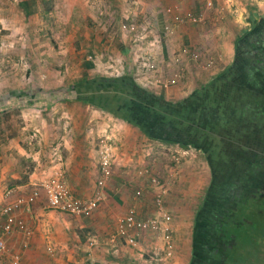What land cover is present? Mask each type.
<instances>
[{
    "label": "crops",
    "instance_id": "0c3cea01",
    "mask_svg": "<svg viewBox=\"0 0 264 264\" xmlns=\"http://www.w3.org/2000/svg\"><path fill=\"white\" fill-rule=\"evenodd\" d=\"M40 2L42 3L41 0ZM103 2L104 0H96L93 8L101 9L100 5ZM208 2H211V5H208ZM111 3L117 9L118 16L127 14L129 10L133 18L148 16L159 23L162 26L161 33L164 35L162 57L171 59L172 63L183 46L202 49L200 51L206 58L215 61V68L206 71L202 80L196 77V83L192 84L190 92L185 96L170 98L161 91L156 93L157 91L150 88L161 101L171 107L189 100L201 103L203 99L211 105L214 97L208 100L207 92L212 83L219 86L224 82L219 80L222 73H226L242 55L249 56L251 51L256 54L262 49L261 56L264 54V0H112ZM36 4L39 5V0H36ZM92 4L85 2L84 5L88 7L93 6ZM124 8L127 9L126 12ZM71 14L72 12L69 18ZM177 14L183 17L182 22L174 21ZM88 15L89 18L84 24L87 28L84 35H87L89 40H98L102 46L110 36L111 40L116 41V49H122L124 56H128L130 49L123 43L128 35L120 31L116 34L110 31L103 32L98 28L92 14ZM192 16H203V21H195ZM69 21L68 19V23ZM168 25L172 26L173 33L166 29ZM2 54L5 55L4 51ZM91 64L93 66L94 63ZM189 65L191 66L187 75H192L193 67H196L197 76L200 75L202 78V74L198 75V70H201L198 62L186 59L185 69ZM120 68L123 74H135V65H129L128 60ZM255 68L264 70L263 59ZM182 76H186L185 73ZM203 89L204 91L194 96L197 91ZM204 95L206 98H202ZM69 100L61 99L58 102L67 105L77 101L76 97ZM6 103L7 100L0 96V212L6 204L14 202L19 196L31 195L44 181L59 171L63 173L75 196L91 198L100 177V158L104 141L112 147L114 173L104 186L105 199L100 206L83 215L51 208L47 195L40 189L34 203L18 211V215L33 230L32 236L27 237L19 230L4 235L7 248L0 252V264H150L145 263L144 256L147 255L155 261L152 262L154 264L181 262L177 248L173 259L160 260L152 249V234H147L137 245H130L117 235L119 220L132 207H136L141 217L155 215L156 211L153 204L155 189L151 186V180L160 172L154 169V164L147 157L150 154L149 146H144L139 139L145 141L146 139L142 137L145 136L148 140L153 139L167 144L166 142L149 137L141 131L140 126L110 111H107V114L97 110L87 113L86 110L94 106L81 102L76 103L78 104L76 107L74 105L73 108H66L67 111L60 116L66 118L64 128L54 126L55 121L46 129H38L31 124H29L31 128L24 129L23 126H16L15 122L16 125L12 127L14 129L10 131L7 128V118L4 117L7 113L6 107L1 108ZM102 115L106 120L101 117ZM138 118L143 121L149 119ZM145 122L149 121L142 124ZM213 127L217 128L216 125ZM161 131L160 129L156 131L157 137L161 136ZM167 145L175 148L174 152L190 153L191 159L183 162L179 155L174 154L175 166L163 175L160 174L162 180L170 181L171 178L177 182L186 180L184 165L192 166L194 169L204 167L206 164L210 169L202 150L196 148L187 150L179 143ZM193 169H189L193 173L192 176L196 174ZM170 191L165 205L174 217V213H177L176 198ZM2 224L3 217L0 216V234ZM178 226L173 218L174 237L178 232Z\"/></svg>",
    "mask_w": 264,
    "mask_h": 264
},
{
    "label": "rangeland",
    "instance_id": "374dc122",
    "mask_svg": "<svg viewBox=\"0 0 264 264\" xmlns=\"http://www.w3.org/2000/svg\"><path fill=\"white\" fill-rule=\"evenodd\" d=\"M106 1L104 0L100 5L101 9L93 8L95 3L86 8L103 32L110 31L116 34L120 31L128 35L127 38L124 36L123 42L130 49L128 56H124L122 49H116V41L111 40L110 36L106 41L109 46L106 44L102 46L98 40H89L88 36L84 35L87 30L85 25L67 27L74 2L84 5V0H57L55 7L49 13L43 12L40 0L39 5L36 4V0H0V96L4 97L5 101L7 100L6 105L1 108L6 107L7 113L4 117L7 118V128L10 131L16 124L19 127L23 126L24 129L31 128V125L38 129H46L52 126L53 121L56 123L54 126L59 129L64 128L66 118L60 116L67 111L66 108H73L74 105L76 107L78 105L76 103L80 102L73 101V103L64 105L58 101L76 97L77 91L73 88V83L86 74L119 77L124 73L120 67L125 64L126 60L129 61V65H135L133 76L138 85L148 89L152 88L157 91L156 93L161 91L170 98L187 95L192 84L196 83L195 79L202 80L207 72L215 68L198 64L201 69L198 70V75H203L200 78V75L197 76L196 67H193L192 75H187L188 68L191 66L189 65L184 71L186 76H182L176 85L165 90L159 85H154L152 83L154 73L166 78L178 68L171 62V59L162 57V36H164L161 33L162 26L148 16L133 18L129 10L127 14L118 16L117 9L111 3L112 0ZM92 62L93 66L86 67V63ZM152 65H155L153 67L155 71L151 72L148 68ZM82 90L85 91L84 88ZM96 110L107 114V110L97 107L90 108L86 112ZM261 113L263 112L259 110V107H249L250 115L261 116ZM101 117L106 120L103 115ZM142 137L146 140L142 141L140 138V142L144 146H149L150 149V154L147 156L149 161L162 175L175 166L173 164L174 154L179 155L183 162L191 159L188 152H174L175 148L170 145ZM99 141H101L100 138ZM236 155L238 158H243L239 154ZM184 167L183 170L186 171L184 174L187 178L182 179L185 182L182 180L177 182L172 178L169 181L170 194L173 192L176 198L177 213H174L173 218L179 225L174 237L181 259L178 264H187L190 261L197 206L205 195L210 181V169L206 167V164L204 167H194V169L192 166L184 165ZM189 169L195 170L196 174L192 176L193 173ZM258 200L260 198L256 197L255 201ZM238 228H233L236 229L235 232H228L223 239L225 246L228 247V254L236 255L239 261L243 258L237 255H242V252L246 253L248 245L252 243H248L247 237H244L245 233H241L243 230H238ZM228 254L227 257H229ZM144 258L145 263L154 264L152 262H155L148 255ZM173 264L176 263L173 262ZM237 264L247 263L239 261Z\"/></svg>",
    "mask_w": 264,
    "mask_h": 264
},
{
    "label": "trees",
    "instance_id": "16d2710c",
    "mask_svg": "<svg viewBox=\"0 0 264 264\" xmlns=\"http://www.w3.org/2000/svg\"><path fill=\"white\" fill-rule=\"evenodd\" d=\"M41 1L43 12L49 13L57 0ZM88 13L85 5L74 2L67 27L83 26L89 18ZM262 50L256 54L251 51L249 56L242 55L232 65L236 73L230 68L231 72L227 76L234 73L232 78L223 79L226 75L222 73L219 80L224 82L212 86L214 104L211 105V111L214 116L211 123L217 126L220 136H215L214 130L201 131V134L190 124L172 120L168 126L170 133L163 130L161 136L157 137L156 131L162 130L164 126L162 118L167 116L166 113L175 112L176 107L170 108L150 89L138 85L132 74L125 73L119 77L86 74L72 85L77 91L78 102L126 118L130 123L140 126L141 131L151 138L163 140L167 144L179 143L187 150H202L210 167L211 179L197 207L192 232V255L187 264H237L239 261L262 264L264 261V72L254 67L261 64L262 59L264 62ZM87 66L92 64L86 63ZM249 68L253 69L252 72L256 70L253 80L248 79ZM128 102L139 108L138 112L142 115L137 113L135 107L132 111L128 110ZM253 106L263 112L260 124L251 121L259 125L255 140L246 133L242 134V127L231 126L228 118L232 112L249 113V107ZM154 116L159 117L161 122L149 126L142 124L144 121L138 118ZM213 144L216 148H213V153H208ZM236 154L243 158H238ZM256 197L260 200L255 201ZM237 227L243 230L241 233H245L248 243H252L248 245L246 253L237 255L243 258L239 261L235 254H228L223 239L225 234L235 232L233 228Z\"/></svg>",
    "mask_w": 264,
    "mask_h": 264
},
{
    "label": "built area",
    "instance_id": "2783aa9c",
    "mask_svg": "<svg viewBox=\"0 0 264 264\" xmlns=\"http://www.w3.org/2000/svg\"><path fill=\"white\" fill-rule=\"evenodd\" d=\"M84 1L90 5L91 3L96 4V0ZM208 5H211V2H208ZM183 20V17L179 14L174 16V21L176 22H182ZM193 20L202 22L203 16H194ZM131 29H134V27H131ZM166 29L173 33L172 26L168 25ZM186 59L198 62L200 65L203 64L204 67L215 66V61L206 58L202 51L189 46H183L179 54L173 58V62L178 68L174 69L172 75L166 78L154 73L152 75V83L164 89H169V87L176 85L184 74ZM153 67H155V65H152L148 69L151 72L155 71ZM103 145L100 158V177L98 178L96 190L91 198H79L75 196L65 181L63 173L59 171L44 181L31 195L19 196L14 202L6 204L1 209L0 216L3 217V224L2 233L0 234V252L5 251L7 248L4 235L10 234L14 230H19L25 233L27 237L32 236L33 230L26 221L18 215V211L22 207L32 205L38 197L40 189H43L47 195L48 204L51 208L74 215L91 213L100 206L105 199L104 186L114 173L112 147L107 141H104ZM142 172L144 173V171ZM151 186L155 189L153 200V204L156 208L155 215L141 217L136 207H132L128 210L126 215L119 220L117 235L123 238L128 244L137 245L147 234H152L153 252L156 256H159L160 260L167 261L173 259L176 252V242L174 230L172 228L173 216L166 209L165 205L171 186L170 182L162 180L160 175L152 177Z\"/></svg>",
    "mask_w": 264,
    "mask_h": 264
},
{
    "label": "flooded vegetation",
    "instance_id": "af4514ba",
    "mask_svg": "<svg viewBox=\"0 0 264 264\" xmlns=\"http://www.w3.org/2000/svg\"><path fill=\"white\" fill-rule=\"evenodd\" d=\"M254 67H255V65H254ZM231 69H233V68L231 67ZM231 69H228L226 71V73H225L226 77L225 78H230L232 76V74L236 73V71H235L236 69H233V72L234 73H231V75L227 76L231 72ZM252 70H253L252 68H249L247 70V72H248V79L249 80H253V78L256 77V73H255L256 70L254 72H252ZM261 71L264 72L263 69H261ZM243 74L246 75L245 72ZM243 79H245V76H243ZM221 81H222V79H221ZM216 82H217V80H216ZM213 85L214 84L212 83V86ZM200 91L202 92V91H204V89L197 91L194 96H197L200 93ZM213 91L214 90L211 87L209 89V92H207L208 100L210 98L211 99L213 98L212 97L213 96L212 95ZM202 98H206V95H204ZM213 104L214 103L212 102L211 105L213 106ZM211 105H209L208 102H206V99H205V101L203 99L201 101V103L200 102L199 103H195V100L194 101L193 100L192 101L189 100V101H186V102H182L178 106H174V107H176L175 108L176 111L175 112L172 111L171 112L172 114L169 113L170 115L168 113H166L167 116H165L164 118H162V122L164 123V126H163L162 131L163 130H167L168 131L170 129L168 126L172 122V120H175L177 122L178 121H180V122L183 121L182 122L183 124L184 123L185 124H190V125L194 126L196 128V130H198L201 134L204 131H207L208 132V131L214 130V129L215 130H218V128L213 127L215 124H212L211 123V121L213 119V116H214L212 114V111L213 110L211 111ZM134 107H135V105H133L132 102H130V103L128 102V104H127L128 110H131L132 111L134 109L135 110L137 109V113L139 115H142L141 113L138 112L139 111V108H136V107L134 108ZM170 108H172V107H170ZM230 114L231 115L228 116V118H229V123L231 124V126H233V127H235V126L242 127L241 133L242 134L243 133H246V134H248L247 136H250L252 138V140H255V135L257 133V130H258V126L259 125L256 126L251 121L252 120H255L257 123L260 124L261 116H257L256 114L250 115L247 112H240V113L239 112L238 113L232 112ZM169 116H170V118H169ZM149 119H151V120H149ZM149 119H145L144 120V121H147V120L149 121V122H145V123H147L148 126L150 125V124H148L150 122L151 123H154V124H156L158 122H161V120H159V117H157V116H154V118H149ZM232 119H234L235 121H233ZM183 124H182V126H183ZM209 127H211V128H209ZM167 131H165V132L166 133H170V131H168V132ZM214 135L215 136L216 135L217 136H220L218 131H215ZM215 146H216L215 144L211 145L210 150L208 151V153L209 152H212L213 153V151H214L213 148L214 149L216 148Z\"/></svg>",
    "mask_w": 264,
    "mask_h": 264
}]
</instances>
